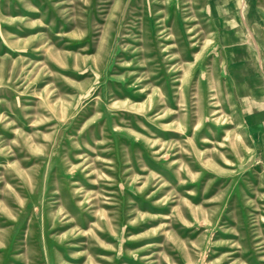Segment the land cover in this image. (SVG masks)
<instances>
[{
	"label": "rangeland",
	"instance_id": "obj_1",
	"mask_svg": "<svg viewBox=\"0 0 264 264\" xmlns=\"http://www.w3.org/2000/svg\"><path fill=\"white\" fill-rule=\"evenodd\" d=\"M0 264H264V0H0Z\"/></svg>",
	"mask_w": 264,
	"mask_h": 264
}]
</instances>
